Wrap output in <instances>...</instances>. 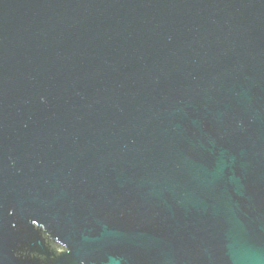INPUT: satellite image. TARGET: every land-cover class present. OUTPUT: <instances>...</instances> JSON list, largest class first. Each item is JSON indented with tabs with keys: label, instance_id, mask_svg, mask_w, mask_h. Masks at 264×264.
<instances>
[{
	"label": "water",
	"instance_id": "obj_1",
	"mask_svg": "<svg viewBox=\"0 0 264 264\" xmlns=\"http://www.w3.org/2000/svg\"><path fill=\"white\" fill-rule=\"evenodd\" d=\"M0 264H264V0H0Z\"/></svg>",
	"mask_w": 264,
	"mask_h": 264
}]
</instances>
